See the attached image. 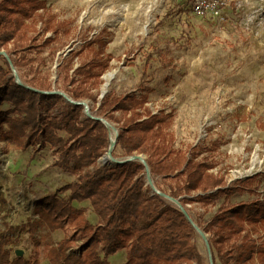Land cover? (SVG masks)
I'll use <instances>...</instances> for the list:
<instances>
[{"label":"trees","instance_id":"obj_1","mask_svg":"<svg viewBox=\"0 0 264 264\" xmlns=\"http://www.w3.org/2000/svg\"><path fill=\"white\" fill-rule=\"evenodd\" d=\"M194 3L188 0L180 13L189 14ZM64 28V22H55L48 12L45 0H0V141L22 151L50 148L57 156L53 166L75 178L35 200L33 218L19 230L32 236L42 230L49 264H112L109 258L120 251L125 252L121 264H206L194 242L196 232L184 214L163 203L160 195L149 196L142 163L97 165L110 145L109 128L87 117L82 105L58 92L74 102L96 104L95 92L112 57L101 35L85 39L58 65L54 86L42 72L44 61L39 56L46 49L51 53ZM150 60H145L142 77L150 69ZM139 86L140 95H104L96 110L97 118L117 125L114 148L120 157L143 155L155 188L178 200L186 212L188 204L205 208L224 199L201 227L208 236L212 264H264V196L228 203L235 194L255 195L256 177L228 187L223 175L210 172L211 164L197 159L195 149L175 148L169 131L173 112L153 114L147 106L151 89ZM75 202L89 203L97 218L94 225ZM5 207L0 193V214ZM58 231L64 236L54 242L51 234ZM14 233L11 227L0 232V264H40L15 255L11 249ZM78 243L80 250L73 252Z\"/></svg>","mask_w":264,"mask_h":264},{"label":"rangeland","instance_id":"obj_2","mask_svg":"<svg viewBox=\"0 0 264 264\" xmlns=\"http://www.w3.org/2000/svg\"><path fill=\"white\" fill-rule=\"evenodd\" d=\"M45 1L55 22H64L65 27L51 53L46 49L39 56L44 61L42 72L49 75L54 86L61 61L85 39L101 35L112 59L95 92L97 103L82 101L87 115L96 117L103 76L109 72H115V77L104 95H140L139 85L147 86L151 89L147 106L152 113L174 114L169 131L175 148L195 149L197 159L211 164L210 172L223 175L228 187L256 177V194H235L229 204L264 196V0H218L213 11L208 6L198 8L195 2L189 14L180 13L188 0ZM149 57L150 69L142 77ZM107 124L111 139L112 129L118 128ZM112 152L115 160L127 158L120 157L116 148ZM56 157L50 148L22 151L0 141V193L6 201L0 214V232L11 227L16 239L11 249L22 251L24 258L40 264H49L40 238L42 230L32 236L19 228L33 218L35 200L75 179L53 166ZM97 165L113 164L102 163L100 157ZM153 194L151 191L149 196ZM161 198L163 203L176 207L169 199ZM223 201L220 198L205 208L188 204L187 213L201 229ZM73 205L84 210L91 224L97 222L88 202ZM63 236L58 231L51 234V239L58 242ZM194 242L206 264H210L205 240L197 232ZM79 250L80 243L73 252ZM124 260V251L109 258L112 264Z\"/></svg>","mask_w":264,"mask_h":264},{"label":"water","instance_id":"obj_3","mask_svg":"<svg viewBox=\"0 0 264 264\" xmlns=\"http://www.w3.org/2000/svg\"><path fill=\"white\" fill-rule=\"evenodd\" d=\"M1 54L9 61V59H8V57H7V55L5 54V53H3V52H1ZM11 69H12V73H13V75H14V77H15V79H16V81H17V83H19V84H21V82L19 81V78H18V76H17V74L15 73V69L11 66ZM52 93H54V92H52ZM59 94H61L67 101H69V102H71V103H73V104H77V105H82L83 107H84V112H85V115L87 116V117H89V118H93V119H96V120H100V121H102L107 127H109V125L106 123V121H104L103 119H100V118H96V117H91V116H89V115H87L86 113H87V107H86V105H85V103H83V102H74V101H71L64 93H62V92H58ZM104 96V93H101L100 94V97L102 98ZM117 134H118V130H116L115 129V137H114V140H111L110 141V145H109V148H108V150H107V152H106V155H103L102 157H101V160H103L104 158H105V156H107L108 158H110L111 159V163H109V165H115V166H118V165H122V164H124L125 162H127V161H138V162H140V163H142L145 167H146V175H145V182H146V184H147V186L150 188V190L151 191H154L156 194H158V195H160L161 197H164V198H166V199H169L170 201H172L175 205H176V207L184 214V217H185V219L192 225V227L194 228V230H195V232H197V233H199L200 235H201V237H203V239L205 240V243H206V245H207V249H208V253H209V257H210V264H212V258H211V253H210V248H209V244H208V239H206V235L203 233V231L201 230V229H199L193 222H192V220H191V218H190V216L188 215V213L185 211V209L180 205V203L178 202V200H175V199H173V198H171V197H169V196H167V195H165V194H163V193H160L156 188H155V186H154V184H153V181H152V179H151V177H150V174H149V170H148V168H147V165H146V163H145V157L144 156H142V155H136V156H132V157H127V158H125L124 160H120V161H118V160H115L113 157H112V151H113V149H114V147H115V138L117 137ZM112 165V166H113ZM22 251H20V250H17L16 252H15V255L16 256H22Z\"/></svg>","mask_w":264,"mask_h":264},{"label":"bare ground","instance_id":"obj_4","mask_svg":"<svg viewBox=\"0 0 264 264\" xmlns=\"http://www.w3.org/2000/svg\"><path fill=\"white\" fill-rule=\"evenodd\" d=\"M114 77H115V72H109L103 76V80H104V85L102 88L103 93L109 87V84L114 79ZM114 137H115V129H112L111 140H114ZM101 161H102V163H108V164L112 162L111 159L108 158L107 156H105V158ZM118 161H120V160H118Z\"/></svg>","mask_w":264,"mask_h":264},{"label":"built area","instance_id":"obj_5","mask_svg":"<svg viewBox=\"0 0 264 264\" xmlns=\"http://www.w3.org/2000/svg\"><path fill=\"white\" fill-rule=\"evenodd\" d=\"M195 2L197 4L198 8H207V6H208L211 11H213L212 9H214L218 6L217 5L218 0H195ZM4 163H6V162H4Z\"/></svg>","mask_w":264,"mask_h":264}]
</instances>
